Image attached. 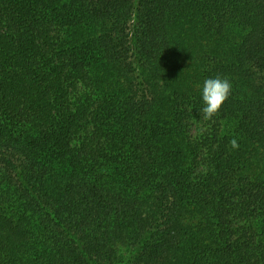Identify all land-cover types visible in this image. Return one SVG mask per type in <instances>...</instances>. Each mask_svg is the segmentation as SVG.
I'll return each instance as SVG.
<instances>
[{
	"label": "trees",
	"instance_id": "trees-1",
	"mask_svg": "<svg viewBox=\"0 0 264 264\" xmlns=\"http://www.w3.org/2000/svg\"><path fill=\"white\" fill-rule=\"evenodd\" d=\"M0 264H264V0H0Z\"/></svg>",
	"mask_w": 264,
	"mask_h": 264
},
{
	"label": "clouds",
	"instance_id": "clouds-1",
	"mask_svg": "<svg viewBox=\"0 0 264 264\" xmlns=\"http://www.w3.org/2000/svg\"><path fill=\"white\" fill-rule=\"evenodd\" d=\"M233 91V84L227 76L217 75L213 78H207L202 86V101L203 119L206 121L212 120L218 116L224 103L229 99ZM230 145L233 149L239 147L235 138L230 140Z\"/></svg>",
	"mask_w": 264,
	"mask_h": 264
}]
</instances>
